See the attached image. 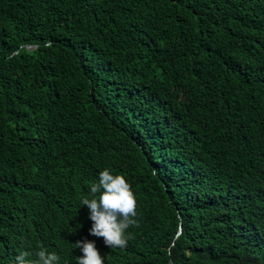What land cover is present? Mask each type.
<instances>
[{"label":"trees","instance_id":"16d2710c","mask_svg":"<svg viewBox=\"0 0 264 264\" xmlns=\"http://www.w3.org/2000/svg\"><path fill=\"white\" fill-rule=\"evenodd\" d=\"M105 167L136 197L123 248L81 205ZM85 238L264 264V0H0V264Z\"/></svg>","mask_w":264,"mask_h":264},{"label":"clouds","instance_id":"9594fccd","mask_svg":"<svg viewBox=\"0 0 264 264\" xmlns=\"http://www.w3.org/2000/svg\"><path fill=\"white\" fill-rule=\"evenodd\" d=\"M81 205L87 206L89 219L92 221L88 232L103 237V242L110 248L126 247L128 229L137 223L135 217L136 197L126 177L108 167L98 173V178L91 182L88 193L81 199ZM82 255L76 256L77 264H104L94 240L83 239L75 242ZM28 253L22 252L15 258V264H60V256L45 247L35 253V259H28Z\"/></svg>","mask_w":264,"mask_h":264},{"label":"water","instance_id":"95a60500","mask_svg":"<svg viewBox=\"0 0 264 264\" xmlns=\"http://www.w3.org/2000/svg\"><path fill=\"white\" fill-rule=\"evenodd\" d=\"M35 48V46H30V47H27V49L28 50H32V49H34ZM168 264H171V261H169V263Z\"/></svg>","mask_w":264,"mask_h":264}]
</instances>
